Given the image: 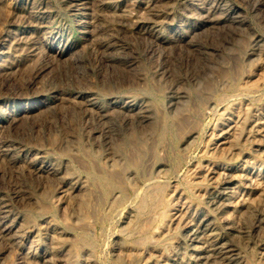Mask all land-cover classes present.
Returning a JSON list of instances; mask_svg holds the SVG:
<instances>
[{"label": "rangeland", "instance_id": "374dc122", "mask_svg": "<svg viewBox=\"0 0 264 264\" xmlns=\"http://www.w3.org/2000/svg\"><path fill=\"white\" fill-rule=\"evenodd\" d=\"M2 8L9 19H0V194L10 195L16 214L8 222L25 232L14 246L0 226V264H264V112L252 119L261 126L252 128L255 140L244 137L225 155L209 152L214 133L223 136V109L235 119L264 101V0H0ZM237 41L244 45L236 55L240 70L225 60L215 89H202L208 102L193 94L191 110L180 114L206 66ZM105 42L114 43L111 50ZM36 55L48 70L42 75L34 73L42 64ZM139 63L151 67L158 102L147 94ZM248 72L252 82L243 85ZM90 91L105 107L91 105L87 125L82 111ZM133 97L151 106L150 117L134 108V117L124 118L121 103ZM91 128L104 131L108 150L97 133V141L88 140ZM133 134L147 141L146 154L145 144L136 149L139 165L117 150L122 136ZM8 143L17 157L5 155ZM85 148L111 157L92 161ZM45 153L57 170L29 164ZM209 161L221 162L216 179L202 173ZM184 202H192L193 213L167 223ZM129 242L136 253L126 260Z\"/></svg>", "mask_w": 264, "mask_h": 264}, {"label": "bare ground", "instance_id": "6f19581e", "mask_svg": "<svg viewBox=\"0 0 264 264\" xmlns=\"http://www.w3.org/2000/svg\"><path fill=\"white\" fill-rule=\"evenodd\" d=\"M107 4H104L103 5V7H104V9H106L107 8ZM7 9V8H6ZM6 9H1V11H0V15H1V18L0 19H4V20H8L9 19V15H8V10H6ZM3 16V17H2ZM77 20V19H76ZM75 20V21H76ZM46 22V20L45 21H43L42 23H45ZM84 25V24H83ZM80 28V27H79ZM133 39V38H132ZM223 39V38H222ZM230 39V38H229ZM51 41V40H50ZM112 41V40H111ZM44 44V43H43ZM114 44V43H113ZM113 44H110L109 42H105V45H106V48H110V47H112L113 46ZM243 43H240L239 41H237V42H235L234 44H233V46H232V49L231 50H224V53L222 54V55H220V56H214L215 57V59L216 60H214L212 63L213 64H211V65H209V66H206V70H207V73L205 74V76H203L201 79H200V83H199V89H191L190 91H189V96H188V100L185 102V103H183L181 106H180V109H178V111H179V113L180 114H184L186 111H189V110H191L190 109V101L192 100V95L194 94H196L198 97H200L199 99H201V100H203V101H205V103H207L208 102V100H206L205 99V94L203 93V91H202V89H208V90H214L215 89V82L213 81V78H214V76L215 75H220V73L219 72H221V74L223 75L224 74V69H226L227 67H224V62H225V60H233L232 62V64L230 65V69H232V70H235L236 72L238 71V70H240L239 69V65H238V59H239V55H238V57L236 56L238 53L237 52H241V51H243L242 50V48H244V45H242ZM23 45V44H22ZM21 45V46H22ZM69 46V45H68ZM76 47V46H75ZM116 47V46H115ZM216 47V46H215ZM29 49H26V51H24V52H28V53H30V51H31V49H30V47H28ZM99 48H101V47H99ZM245 48H246V46H245ZM21 49V48H20ZM52 49V48H51ZM102 49V48H101ZM101 49L99 50V52L101 51ZM126 49V48H125ZM48 50V49H47ZM110 50H111V48H110ZM114 50V49H113ZM106 51V50H105ZM127 51V50H126ZM125 51V52H126ZM23 52V51H22ZM53 52V51H52ZM57 52V51H56ZM55 52V53H56ZM66 52H68V51H66ZM124 52V51H123ZM122 52V53H123ZM75 53H77V52H75ZM212 53V52H211ZM59 54V53H58ZM67 55V54H66ZM71 55V54H70ZM98 55V54H97ZM147 55V54H146ZM243 55V54H242ZM241 55V56H242ZM133 56V55H132ZM150 56V55H149ZM212 56V55H211ZM236 56V57H235ZM35 57H37V55L35 56ZM47 57V56H46ZM49 57V56H48ZM101 57V56H100ZM210 57V56H209ZM243 57V56H242ZM38 58V61L41 63L42 62V64L40 65V67H38V69H37V71L36 72H34V73H38V74H43L46 70H47V68H46V64H45V62H44V59L41 57V56H38L37 57ZM210 58H212V57H210ZM237 58V59H236ZM43 59V60H42ZM212 59H214V58H212ZM49 60V59H48ZM78 60V59H77ZM110 60V59H109ZM148 60V59H147ZM136 61V60H135ZM50 62V61H49ZM118 62V61H117ZM120 62V61H119ZM151 62H153V61H151ZM204 62V61H203ZM129 63V62H128ZM37 64V63H36ZM95 64H97V63H95ZM135 64V63H134ZM263 64V63H262ZM29 65V64H28ZM72 65V64H71ZM80 65V64H79ZM132 65V64H131ZM199 65V64H198ZM107 66V65H106ZM73 67V66H72ZM110 67V66H109ZM138 69H137V72H143V74L145 75V77H147V84H148V86H150L151 88H147L146 89V91H147V94H149V95H152V97H153V99L155 100V102H158L159 101V97L158 96H156V93H155V91L153 90V88H152V86L150 85L151 84V81H150V79H149V75H148V70H151L150 68L151 67H149V66H147V65H143L142 63H139V65H138ZM156 67V66H155ZM199 67V66H198ZM129 68V67H128ZM162 68H164V67H162ZM200 68V67H199ZM240 68H241V66H240ZM113 70H115L114 68H112ZM125 69V68H124ZM145 71H144V70ZM148 69V70H147ZM262 69V68H261ZM76 70V69H75ZM120 70V69H119ZM127 70V69H126ZM254 70V69H253ZM48 71V70H47ZM99 71V70H98ZM103 72H104V70H103ZM107 72V71H106ZM105 72V73H106ZM202 72V71H201ZM132 73H134V72H132ZM163 73V72H162ZM257 73V72H256ZM226 74V73H225ZM229 74V73H228ZM106 75V74H105ZM113 75V74H112ZM204 75V74H203ZM104 76V75H103ZM259 76V75H258ZM41 77V76H40ZM88 77V76H87ZM106 77V76H105ZM223 77V76H222ZM225 77V76H224ZM229 77V76H228ZM252 73L251 72H248L246 75H244L243 77H242V83H243V85L244 84H249V83H251L252 82ZM110 78H111V76H110ZM86 79V78H85ZM86 80H88V78L86 79ZM253 80H254V78H253ZM225 81V80H224ZM227 82V81H226ZM256 82V81H255ZM224 83V82H223ZM109 85V84H108ZM113 85V84H112ZM65 87V86H64ZM199 90V91H198ZM41 92V91H40ZM61 92V91H60ZM56 93V92H55ZM74 94V93H73ZM37 95V94H36ZM66 95V94H65ZM83 95H84V93H83ZM62 96V95H61ZM67 96H68V94H67ZM72 96V95H71ZM37 97V96H36ZM39 97V96H38ZM43 97V96H42ZM80 96H78V98H79ZM85 98V100H84V108H83V110L84 111H82V112H84V114H83V116H82V121L84 120L85 121V119H84V117L86 116V115H88V111L90 110L89 108L90 107H92V106H94V107H97L98 108V110L99 111H102L103 110V108L105 107L104 105H103V101L101 100L100 101V99L98 98V97H95V96H93V93L90 91V93H87L85 96H84ZM45 98V97H44ZM42 99V100H34L33 99V101L32 102H27L24 106H21V107H19V112H25V111H28V110H32V108H34L35 106H36V104H38V103H43V102H45L46 101V99ZM72 98H73V96H72ZM76 98V97H75ZM26 99V98H25ZM32 99V98H31ZM59 100V99H58ZM81 100V99H80ZM79 100V101H80ZM109 100V99H108ZM225 100V99H224ZM27 101V100H26ZM78 101V100H77ZM145 101V100H144ZM38 102V103H37ZM139 102V103H138ZM149 102V101H148ZM199 102V101H198ZM54 103V102H53ZM53 103H51V104H53ZM66 103V102H65ZM81 103V102H80ZM204 103V104H205ZM69 104H71V103H69ZM72 104H74V103H72ZM116 104V101H113V102H111V105H115ZM47 105H48V103H47ZM92 105V106H91ZM247 105V104H246ZM59 106H61L60 104H59ZM76 106H78V105H76ZM196 106V108L198 109V106H200V104H197V105H195ZM82 107V106H81ZM93 107V108H94ZM201 107V106H200ZM18 108V107H17ZM96 108V109H97ZM112 108H114V106L112 107ZM116 108H119V107H116ZM120 108H121V110H122V112H123V116H124V118L127 120V119H129L131 116L132 117H134V115L131 113V111L135 108V109H138V108H141V110H142V113H143V116L144 117H150V111H151V106L147 103L146 104V102L145 103H143V102H140V101H138L137 100V98H135V97H133V98H124V100L122 101V103H121V106H120ZM119 108V109H120ZM16 109V108H15ZM96 109H95V111H96ZM111 109V108H110ZM134 109V110H135ZM196 109V110H197ZM238 109V111H240L239 110V108H237ZM236 109V110H237ZM34 110V109H33ZM97 110V111H98ZM114 110V109H113ZM140 110V109H139ZM224 111H223V116H221L220 118H218V121H217V124L220 126V130H221V132H222V134H223V136L222 135H220L219 133H220V131L218 130V131H216L215 133H214V138L212 139L213 141L211 142V145H210V150H209V152L211 151V154L212 153H218L219 155H225V154H227V153H229V152H235L238 148H239V146H240V144H241V141H242V139L244 138V137H253V132H252V128L253 127H255L256 125H257V127H261L260 126V124H258V123H253V121H252V119L254 118V116L256 115V114H258L259 112H264V101L263 102H260V103H256V104H248L245 108H244V110L240 113V114H238L237 116H235L236 118L234 119V117L233 118H230L231 116V109L230 108H228V107H226L225 109H223ZM95 111H93L94 113H95ZM96 111V112H97ZM109 111H111V110H109ZM237 111V112H238ZM18 112V111H17ZM80 112V111H79ZM120 112V111H119ZM237 112H235L236 114H237ZM72 113V112H71ZM81 113V112H80ZM94 113H92V114H94ZM99 113V112H98ZM102 113V112H101ZM100 113V114H101ZM133 113H136V112H133ZM20 114V113H19ZM77 114H78V112H77ZM91 114V113H90ZM103 115H104V113H102ZM28 115V114H27ZM12 116V115H11ZM70 116V115H69ZM78 116V115H77ZM91 116V115H90ZM90 116H89V118H90ZM100 116H102V115H100ZM71 117V116H70ZM109 117V116H108ZM141 117V116H140ZM264 117V116H263ZM98 118V117H97ZM79 119H81V118H79ZM88 119V118H87ZM86 119V120H87ZM91 119V118H90ZM100 119V118H99ZM121 119V118H120ZM131 119V118H130ZM129 119V120H130ZM231 119H234V120H231ZM71 120V119H70ZM69 120V121H70ZM104 120V119H103ZM150 120V119H149ZM167 120H169V121H172L173 123H175V120L174 119H172V120H170L169 118H167ZM261 120H264V119H262L261 118ZM96 121H97V119H96ZM99 121V120H98ZM105 121V120H104ZM113 122V118H112V116H110L109 117V119H108V124H109V129H110V131H109V134L111 135L110 136V138L113 136V126L111 127V124H110V122ZM258 122H259V120H257ZM81 122V121H80ZM86 122V121H85ZM111 122V123H112ZM261 122V121H260ZM70 123H71V121H70ZM83 123V122H82ZM87 123V122H86ZM104 123H106V122H104ZM91 124V123H90ZM149 124H150V122H149ZM84 125V124H83ZM87 125H89L88 123H87ZM104 125V124H103ZM154 125H152L151 127H153ZM88 128H90V127H88ZM96 128V127H95ZM101 127H99V129H100ZM263 128V127H262ZM87 129V128H86ZM92 130H88L89 131V133H87V137H88V140H90L91 142H93V141H97V139L99 138L100 140V144H102V145H104L105 146V148H103V151L104 150H108L107 149V145H106V143L108 142V140H106L105 138V133H103V132H101V130H99V131H97L96 129L95 130H93V128H91ZM107 129V128H106ZM255 129V128H254ZM104 130V129H103ZM115 130V129H114ZM259 130V129H258ZM260 130H262V129H260ZM106 131V130H105ZM261 133H262V131H260ZM72 133H74V131L72 132ZM76 133V132H75ZM97 133V136H99L97 139L95 138L96 137V134ZM264 133V132H263ZM262 133V134H263ZM83 134L85 135V131L83 132L82 131V133L77 137L78 139H79V142L80 143H78V148H80V146L83 144V140H82V136H83ZM256 136V135H255ZM86 137V138H87ZM114 137V136H113ZM109 138V139H110ZM122 141L121 142H119V144L117 145V150H118V152H120V153H122L126 158H127V160H130V161H132L133 163H135V164H140V155H138L139 154V152L137 153L136 152V149L137 148H139V146L141 147V146H144V144H145V146L144 147H141L140 148V151L142 152V153H144V154H146V150H147V141L145 142V140L144 139H142V136H140V135H137V134H133V136H122ZM165 138V137H164ZM259 139H260V137H258ZM166 139H169V137H166L165 138V140ZM250 139V138H249ZM253 139H254V137H253ZM244 140V139H243ZM246 140V139H245ZM255 140V139H254ZM254 140H252V141H254ZM7 142V141H6ZM170 143V142H169ZM6 144V143H5ZM19 144V143H18ZM93 144V143H92ZM9 147L8 148H6L5 149V155H9L10 157H17V153L15 152V151H13L12 150V148H10V146H13V145H11V143L9 144H7ZM16 145V144H15ZM6 146V145H5ZM5 146H3V147H5ZM110 147V146H109ZM21 148V147H20ZM19 148V149H20ZM35 150V149H34ZM33 150V151H34ZM81 150V149H80ZM110 150V149H109ZM84 151H85V154L87 155V156H89L90 158H91V160L92 161H95V160H99V161H101V159L102 158H105L106 160H108V158L110 159V152H108V151H106V152H103L102 154H100V155H94V154H92V151H90V150H88V149H84ZM110 151H112V150H110ZM238 151V150H237ZM100 152V151H99ZM1 153V152H0ZM40 152L39 151H36V154H39ZM64 154V153H63ZM66 154H70V156H73L71 153H70V151L68 152V153H66ZM237 154V153H236ZM112 155V154H111ZM231 155V154H230ZM3 156V155H2ZM32 156H33V154H32ZM51 155H49L48 153H45V154H43V155H41L39 158L37 157V156H35V157H30V158H32L31 159V161H30V163L29 164H32V166L34 165V166H36L37 167V169H39V171L41 170V171H44V170H48L49 168H50V170L52 169H54V170H57L56 169V166H54V161H52V158L50 157ZM227 157V156H226ZM62 157H60V160L62 161V159H61ZM228 158V157H227ZM7 159H8V157H7ZM6 159V160H7ZM24 160H25V158H24ZM103 160V159H102ZM103 161H105V160H103ZM111 161H112V159H111ZM11 162H13V160L11 161ZM27 162H29V161H27ZM96 162V161H95ZM110 162V161H109ZM23 163V162H22ZM112 163V162H111ZM24 164V163H23ZM28 164V163H27ZM27 164H25L26 166H27ZM109 164V163H108ZM207 164V163H206ZM97 165V164H96ZM208 165H209V167H208V171L207 170H204V172H202L203 174H205V177H208V178H215V177H218L217 175L219 174V172L221 171V162H219V161H209L208 162ZM99 166V168H100V165H97L96 167H98ZM18 167H20L19 165H18ZM22 167H23V165H22ZM25 168V167H24ZM27 168V167H26ZM31 168V167H30ZM98 168V169H99ZM161 168V167H160ZM19 169V168H18ZM32 169H33V167H32ZM31 169V170H32ZM158 169V168H157ZM162 169V168H161ZM27 170V169H26ZM29 170V169H28ZM30 171V170H29ZM34 171V170H33ZM33 171H30V172H33ZM18 172V171H17ZM132 172V171H131ZM238 172V171H237ZM236 172V173H237ZM38 173V172H37ZM41 173V172H40ZM39 173V174H40ZM48 173V172H47ZM81 173V172H80ZM93 173V171H90V172H88L87 174H88V176L90 177V178H92L94 181H95V178H94V175L92 174ZM116 172H112L111 174L113 175V174H115ZM133 173V172H132ZM46 174V173H45ZM50 174H52V173H50ZM34 175V174H33ZM54 175V174H53ZM233 175H234V173H233ZM232 175V176H233ZM239 175H241V173L239 174ZM37 176V175H36ZM40 177V176H39ZM53 177H55V176H53ZM52 177V178H53ZM77 177V176H76ZM81 177V176H80ZM79 177V178H80ZM133 177V176H132ZM201 177H203V176H201ZM75 178V177H74ZM203 179V178H202ZM216 179V178H215ZM195 180V179H194ZM197 180V179H196ZM200 180V179H199ZM203 180H205V179H203ZM208 180H210V179H208ZM61 183V182H60ZM101 183H102V185H104L103 184V182L101 181ZM59 184V183H58ZM57 184V185H58ZM64 184V183H63ZM68 184V183H67ZM74 184V183H73ZM56 185V186H57ZM100 185V184H99ZM79 187V186H78ZM81 187V186H80ZM104 187V186H103ZM107 187H109V184H108V186ZM107 187H104V188H107ZM61 188V187H60ZM66 188V187H65ZM63 189V188H62ZM61 189V190H62ZM66 189H68V188H66ZM60 190V191H61ZM70 190V189H69ZM197 190V189H196ZM62 191H64V190H62ZM204 192V191H203ZM66 193V192H65ZM113 193V192H112ZM116 193V192H115ZM114 193V194H115ZM178 193V192H177ZM174 194H176L175 192L174 193H172V196H175L176 197V199H178V197L176 196V195H174ZM201 194V193H200ZM203 194V193H202ZM13 195V194H12ZM59 195H60V193H59ZM59 195H57V193H56V195H54L55 197H57V196H59ZM113 195V194H112ZM179 195V194H178ZM61 197V196H60ZM10 195L7 193V194H0V226L2 227V230H3V228L6 230V231H8V233H9V235H10V237H11V239L13 240V242H14V246H16V242H17V240L19 239V238H21L23 235V231L25 232V230H20V228L19 229H17L14 225H13V223H9L8 222V219L12 216L13 217V215L15 214V213H13V207H12V204H11V200H10ZM51 198H52V196H51ZM112 198H114V197H112ZM127 197L124 195V194H122V201H124V202H126L127 203V199H126ZM56 199H58V197L56 198ZM176 199H174V200H176ZM184 200H185V198H184ZM59 201V200H58ZM57 202V201H56ZM181 202V201H180ZM59 206V205H58ZM60 206H61V204H60ZM180 208H181V206H180ZM191 210H192V202H184L183 203V207L179 210V211H177V212H175L174 213V215H170L171 216V218L168 220V222L167 223H170V224H173V223H177V222H179L183 217H185V216H187L188 214H190V213H193V212H191ZM176 211V210H175ZM172 212V211H171ZM167 213V212H166ZM173 214V213H172ZM16 215V214H15ZM191 215V214H190ZM163 216H164V214H163ZM16 217V216H15ZM11 219V218H10ZM45 220V219H44ZM43 219H42V221H44ZM20 221V220H19ZM182 221H184V220H182ZM182 221H180V222H182ZM47 222V221H46ZM172 226V225H171ZM170 226V227H171ZM0 227V228H1ZM33 227V226H32ZM56 227V226H55ZM168 227V226H167ZM166 227V228H167ZM173 227V226H172ZM176 227V226H175ZM28 228H30V227H28ZM36 228V227H35ZM4 230V231H5ZM36 230V229H35ZM1 231V230H0ZM5 231V232H6ZM166 231H168V230H166ZM4 232V233H5ZM31 232V231H30ZM164 232V231H163ZM27 233V232H26ZM160 233H162V231L160 232ZM165 233V232H164ZM163 233V234H164ZM0 234H1V232H0ZM28 234V233H27ZM26 234V235H27ZM2 236H3V233L1 234ZM25 235V234H24ZM29 235V234H28ZM8 236V235H7ZM6 236V238H8ZM0 238H2L1 236H0ZM9 239V238H8ZM19 240H21V239H19ZM20 242V241H19ZM23 242H25V241H23ZM13 244V243H12ZM18 245H19V243H17ZM17 245V246H18ZM116 246V245H115ZM116 248V247H115ZM21 249V248H20ZM19 249V250H20ZM139 249V248H138ZM264 249V248H263ZM16 250V249H15ZM58 251V250H57ZM120 251V250H119ZM123 251V250H122ZM141 251V250H140ZM139 251V252H140ZM263 251V250H262ZM14 252V251H13ZM18 252V251H17ZM85 252H87V251H85ZM114 252V251H113ZM124 252V251H123ZM137 252H138V250H137ZM264 252V251H263ZM2 253V251H0V254ZM31 253V252H30ZM115 253H117V252H115ZM119 253V252H118ZM117 253V254H118ZM122 253V252H121ZM134 253H136V248H135V246H134V244L132 243V242H129V243H127V245H126V247H125V257H126V260L127 259H130V257L132 256V255H134ZM261 253V252H260ZM123 254V253H122ZM258 254H259V252H258ZM3 255H5V254H3ZM89 255H90V253H89ZM119 255H121V254H119ZM56 256H59V254L58 255H56ZM264 257V256H263ZM15 258V257H14ZM59 258V257H58ZM90 258V257H89ZM121 258H122V256H121ZM49 259V258H48ZM60 259V258H59ZM14 260V259H13ZM12 260V261H13ZM57 260V259H56ZM90 260V259H89ZM125 260V259H124ZM15 261V260H14ZM48 261H50V260H48ZM128 262V261H127ZM127 262H125V263H127ZM152 262V261H151ZM156 262V261H155ZM154 262V263H155ZM46 263V262H45ZM153 263V262H152Z\"/></svg>", "mask_w": 264, "mask_h": 264}]
</instances>
